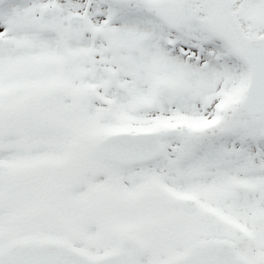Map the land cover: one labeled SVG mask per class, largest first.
<instances>
[{"label": "snow or ice", "instance_id": "1", "mask_svg": "<svg viewBox=\"0 0 264 264\" xmlns=\"http://www.w3.org/2000/svg\"><path fill=\"white\" fill-rule=\"evenodd\" d=\"M0 264H264V0H0Z\"/></svg>", "mask_w": 264, "mask_h": 264}]
</instances>
